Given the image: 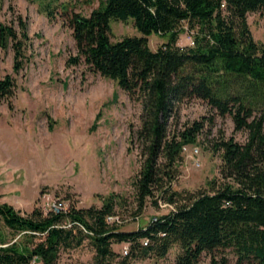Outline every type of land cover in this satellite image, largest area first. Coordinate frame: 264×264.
I'll list each match as a JSON object with an SVG mask.
<instances>
[{"label": "trees", "instance_id": "1", "mask_svg": "<svg viewBox=\"0 0 264 264\" xmlns=\"http://www.w3.org/2000/svg\"><path fill=\"white\" fill-rule=\"evenodd\" d=\"M32 1V0H31ZM54 19L55 10L46 8ZM264 12V0H100L89 16L73 13L69 26L78 49L67 65L84 62L112 79L143 105L138 136L148 157L136 181L139 210L175 177L183 146L193 143L204 127L195 121L169 138L168 122L175 105L186 99L206 101L219 115L232 116L236 130H247L245 143L221 140V180L208 190L183 194L163 189L175 205L146 226L122 230L116 217L122 204L115 193L100 206L45 212L36 207L27 215L0 203V264H58L61 254L89 240L94 264H133L149 257L164 258L178 247L176 264H198L204 254L213 264H227L218 252L230 250L238 262L264 264V43L255 41L247 16ZM133 22L141 36L112 41L111 21ZM197 29L194 45H178L183 23ZM1 24L0 45L15 51V71L25 61L28 33ZM153 33L167 37L157 50ZM11 74L0 77V102L16 93ZM155 204L158 200L153 201ZM114 216L116 220L109 221ZM128 243L120 256L116 243Z\"/></svg>", "mask_w": 264, "mask_h": 264}, {"label": "rangeland", "instance_id": "2", "mask_svg": "<svg viewBox=\"0 0 264 264\" xmlns=\"http://www.w3.org/2000/svg\"><path fill=\"white\" fill-rule=\"evenodd\" d=\"M99 4L100 0H0V26L20 33L24 23L28 33L24 65L17 72L12 44L7 49L0 45V77L11 74L17 84L15 95L0 102V203L27 215L36 207L46 212L54 201L65 209L100 206L115 193L122 201L116 217L120 228L135 230L174 209L163 189L188 194L208 190L210 181L221 180L222 150L217 143L231 137L245 143L248 131L236 130L232 116L219 115L202 99L177 103L168 122L169 138L195 121H203L204 127L195 142L183 146L172 181L148 198L138 213L136 181L148 157L145 141L138 136L143 105L116 81L90 69L83 57L67 65L78 55L69 19L75 12L89 16ZM47 6L55 10L54 19L47 16ZM247 20L255 41L264 43V12H251ZM183 24L178 45L191 46L197 29ZM135 35L142 34L133 19L111 21L112 41ZM165 41L161 34L149 36L152 50ZM113 248L123 256L129 244L116 243ZM178 251L175 246L164 258L133 264H176ZM94 255L87 239L64 251L58 264H94ZM223 256L227 264H240L230 250L215 258L220 261ZM198 264H213L212 255L204 254Z\"/></svg>", "mask_w": 264, "mask_h": 264}, {"label": "built area", "instance_id": "3", "mask_svg": "<svg viewBox=\"0 0 264 264\" xmlns=\"http://www.w3.org/2000/svg\"><path fill=\"white\" fill-rule=\"evenodd\" d=\"M192 45H194V41L192 42ZM66 209L62 206V203L61 202H57V201H54L51 203V206L50 208L46 211L49 212V211H52V212H55V213H59L61 211H65ZM109 221H114L116 220V218L114 216H110L109 218ZM128 253V249H126L124 251V254H127Z\"/></svg>", "mask_w": 264, "mask_h": 264}]
</instances>
